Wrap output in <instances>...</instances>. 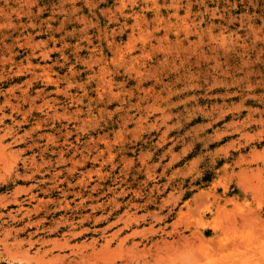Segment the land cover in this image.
<instances>
[{
	"label": "rangeland",
	"instance_id": "obj_1",
	"mask_svg": "<svg viewBox=\"0 0 264 264\" xmlns=\"http://www.w3.org/2000/svg\"><path fill=\"white\" fill-rule=\"evenodd\" d=\"M0 264H264V0H0Z\"/></svg>",
	"mask_w": 264,
	"mask_h": 264
}]
</instances>
